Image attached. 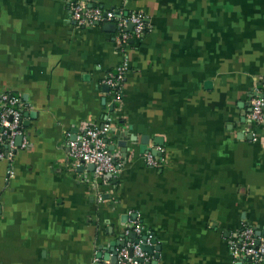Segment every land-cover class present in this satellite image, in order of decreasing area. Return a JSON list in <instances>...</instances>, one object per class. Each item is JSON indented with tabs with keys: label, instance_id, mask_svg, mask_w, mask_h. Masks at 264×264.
Masks as SVG:
<instances>
[{
	"label": "crops",
	"instance_id": "crops-1",
	"mask_svg": "<svg viewBox=\"0 0 264 264\" xmlns=\"http://www.w3.org/2000/svg\"><path fill=\"white\" fill-rule=\"evenodd\" d=\"M73 1L0 0V98L30 114L28 147L0 161V264H109L133 222L158 264H247L229 242L243 226L264 235V125L248 121L264 92V0H82L146 17L124 51L115 32L78 27ZM125 60L115 104L104 80ZM106 123L121 169L96 181L66 142Z\"/></svg>",
	"mask_w": 264,
	"mask_h": 264
},
{
	"label": "built area",
	"instance_id": "built-area-1",
	"mask_svg": "<svg viewBox=\"0 0 264 264\" xmlns=\"http://www.w3.org/2000/svg\"><path fill=\"white\" fill-rule=\"evenodd\" d=\"M70 18L78 27H96L104 24H113L116 28L114 42L120 51L131 42L140 40L150 27L146 17L139 12H126L122 9L104 10L98 5H87L82 0H74L70 5ZM131 25V30H127ZM127 61L107 74L104 84L108 87L113 97V103L121 100L122 87L127 73ZM261 91V90H260ZM248 121L255 125H264V92H260L250 101ZM24 110L25 104L17 94H3L0 98V161H13L19 150L28 147L24 136ZM110 125L101 127L84 126L81 133L74 140L66 142L68 159L75 165H92L96 181L109 179L120 171L121 163L115 154L110 151L108 135ZM20 139L18 143L17 140ZM152 152L145 155L146 165L160 168L162 161L157 162ZM129 230L124 232L128 237L135 234V240L125 242L116 249L115 264H145L149 256L142 251L140 244L143 242L141 226L133 222ZM152 237L146 235V244L150 245ZM231 257L236 261L247 264H264V235L250 226H243L232 235L229 242Z\"/></svg>",
	"mask_w": 264,
	"mask_h": 264
},
{
	"label": "water",
	"instance_id": "water-1",
	"mask_svg": "<svg viewBox=\"0 0 264 264\" xmlns=\"http://www.w3.org/2000/svg\"><path fill=\"white\" fill-rule=\"evenodd\" d=\"M102 28L105 31L111 32V33H114L115 30H116V28H115V26L113 24H104L102 26ZM131 28L132 27L130 25V26H128L127 30H131ZM207 85L209 86L210 84H207ZM250 111H251V109H250ZM28 116H30V114H24V117H28ZM23 126H27V122L26 121L23 122ZM75 137L76 136H74V138H72V140H74ZM131 140L134 141V139H132V138H131ZM17 142L19 143L20 139H18ZM148 144H149L148 136H143L140 139V146H139L140 154H144L145 152L148 151V149H149L148 148ZM117 146L122 149L121 150L122 153L125 154L127 152V140H123V139L119 140L117 142ZM109 149H110V151H112V150H114V147H110ZM151 152L153 154L156 153L154 151H151ZM90 167L93 170V166L90 165ZM142 238H143V242L140 244V248L142 249V251L148 253L149 255L153 256V258H154L153 261H151L150 263H147V264H158L159 252L161 250V247L159 246V244H157L156 240L153 239V238L151 239L150 245H147L146 242H145L146 241V236H143ZM127 239L135 240L136 239L135 234L130 233ZM124 244H125V241L111 243V245L109 247L110 248L109 251H110L111 255L110 256L109 255L105 256L104 260L108 261L109 264H115V262H116V248L120 247V246H123ZM96 256H97V258H99L101 260V254L100 253H98Z\"/></svg>",
	"mask_w": 264,
	"mask_h": 264
},
{
	"label": "trees",
	"instance_id": "trees-1",
	"mask_svg": "<svg viewBox=\"0 0 264 264\" xmlns=\"http://www.w3.org/2000/svg\"><path fill=\"white\" fill-rule=\"evenodd\" d=\"M262 92H263V90H262Z\"/></svg>",
	"mask_w": 264,
	"mask_h": 264
}]
</instances>
